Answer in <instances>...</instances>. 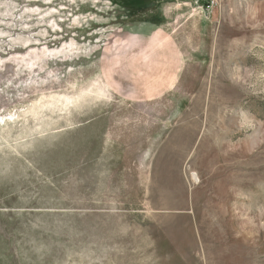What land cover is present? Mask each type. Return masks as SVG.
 Returning <instances> with one entry per match:
<instances>
[{"label":"rangeland","instance_id":"obj_1","mask_svg":"<svg viewBox=\"0 0 264 264\" xmlns=\"http://www.w3.org/2000/svg\"><path fill=\"white\" fill-rule=\"evenodd\" d=\"M0 264H264V0H0Z\"/></svg>","mask_w":264,"mask_h":264},{"label":"bare ground","instance_id":"obj_2","mask_svg":"<svg viewBox=\"0 0 264 264\" xmlns=\"http://www.w3.org/2000/svg\"><path fill=\"white\" fill-rule=\"evenodd\" d=\"M192 176H193V180H194V181H198L199 184L202 183L201 178H200V176H199L198 173H194V174H192Z\"/></svg>","mask_w":264,"mask_h":264}]
</instances>
